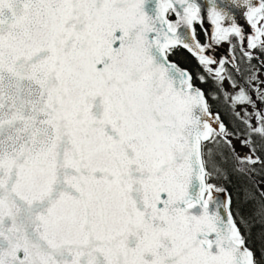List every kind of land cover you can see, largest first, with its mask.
<instances>
[{
    "label": "snow or ice",
    "instance_id": "obj_1",
    "mask_svg": "<svg viewBox=\"0 0 264 264\" xmlns=\"http://www.w3.org/2000/svg\"><path fill=\"white\" fill-rule=\"evenodd\" d=\"M0 264H264V0H0Z\"/></svg>",
    "mask_w": 264,
    "mask_h": 264
},
{
    "label": "trees",
    "instance_id": "obj_2",
    "mask_svg": "<svg viewBox=\"0 0 264 264\" xmlns=\"http://www.w3.org/2000/svg\"><path fill=\"white\" fill-rule=\"evenodd\" d=\"M176 59L178 60L181 67H187L193 72L197 70L196 61L194 58L191 57L190 54L184 52L182 55H179L178 57H176Z\"/></svg>",
    "mask_w": 264,
    "mask_h": 264
},
{
    "label": "flooded vegetation",
    "instance_id": "obj_3",
    "mask_svg": "<svg viewBox=\"0 0 264 264\" xmlns=\"http://www.w3.org/2000/svg\"><path fill=\"white\" fill-rule=\"evenodd\" d=\"M226 46V45H225ZM225 48H227V47H225Z\"/></svg>",
    "mask_w": 264,
    "mask_h": 264
}]
</instances>
